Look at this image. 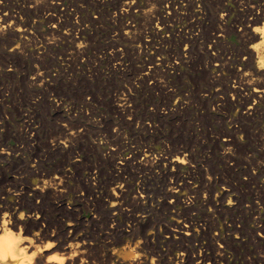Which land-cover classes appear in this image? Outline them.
Segmentation results:
<instances>
[{
    "label": "rangeland",
    "instance_id": "1",
    "mask_svg": "<svg viewBox=\"0 0 264 264\" xmlns=\"http://www.w3.org/2000/svg\"><path fill=\"white\" fill-rule=\"evenodd\" d=\"M93 1L0 0V213L24 212L25 235L89 234L94 264L217 243L229 245L221 264H257L264 93L253 95L260 58L244 31L264 24V0ZM188 222L191 236L177 229Z\"/></svg>",
    "mask_w": 264,
    "mask_h": 264
},
{
    "label": "bare ground",
    "instance_id": "2",
    "mask_svg": "<svg viewBox=\"0 0 264 264\" xmlns=\"http://www.w3.org/2000/svg\"><path fill=\"white\" fill-rule=\"evenodd\" d=\"M95 1V0H94ZM93 1V2H94ZM97 2H99L98 0H96ZM222 1V0H221ZM243 1V0H242ZM159 2V1H158ZM174 2V1H173ZM240 2V1H239ZM98 4V3H97ZM99 4H101V2L99 3ZM212 4V3H211ZM137 5V4H136ZM130 6V5H129ZM73 7V6H72ZM263 8V7H262ZM141 9V8H140ZM220 9V8H219ZM253 9V8H252ZM67 10V9H66ZM174 10V9H173ZM7 11V10H6ZM239 11V10H238ZM250 11H252V10H250ZM62 12V11H61ZM121 12V11H120ZM144 12V11H143ZM65 13V12H64ZM81 13V12H80ZM125 13H127V12H125ZM217 13V12H216ZM250 13V12H249ZM253 13V12H252ZM257 13V12H256ZM256 13H254V14H256ZM108 14V13H107ZM143 14V13H142ZM225 14V13H224ZM227 14V13H226ZM77 15V14H76ZM178 15V14H177ZM216 15V14H215ZM238 15V14H237ZM260 15H261V13H260ZM262 15H263V13H262ZM131 16H132V14H131ZM135 16V15H134ZM144 16V15H143ZM185 16V15H184ZM255 16V18L257 19H264V15L261 17V16H258V15H254ZM78 17V16H77ZM219 17H221V16H219ZM246 17V16H245ZM182 18V17H181ZM214 18H215V16H214ZM254 18V17H253ZM130 19V18H129ZM132 19V18H131ZM134 19V18H133ZM163 19V18H162ZM239 19V18H238ZM242 19V18H241ZM180 20V19H179ZM12 21V20H11ZM10 21V22H11ZM101 21V20H100ZM115 21V20H114ZM156 21V20H155ZM245 21V20H244ZM257 21V20H256ZM64 22V21H63ZM260 22V21H259ZM65 23V22H64ZM258 24H260V23H258ZM262 24V23H261ZM221 25V24H220ZM72 26V25H71ZM217 26H218V24H217ZM234 26V25H233ZM200 27V26H199ZM3 28H4V26H3ZM15 28V27H14ZM20 28V27H19ZM221 28V27H220ZM246 28V27H245ZM148 29V28H147ZM221 29H223V28H221ZM249 29V28H248ZM230 30V29H229ZM228 30V31H229ZM243 30V29H242ZM4 32V31H3ZM74 32V31H73ZM127 32V31H126ZM245 32V34H247L248 35V37L249 38H251V39H254V43H256L255 44V46H259L258 48L256 47V48H254V49H252L253 51H252V53H250V56L251 57H253L254 55H255V53H256V55H258V58H260V60L258 61L259 62V64H262L261 62L264 60V45H261L260 44V42H261V39H262V37L259 35V34H257L255 31H254V29L252 30V31H250V33H248V32H246V31H244ZM190 33V32H189ZM223 34V33H222ZM66 35V34H65ZM245 36V35H244ZM79 37V36H78ZM158 37V36H157ZM213 37V36H212ZM245 37H247V36H245ZM63 38V37H62ZM68 40H69V38H68ZM132 40V39H131ZM198 42V41H197ZM167 43V42H166ZM84 44V43H83ZM239 44V43H238ZM130 45V44H129ZM219 45V44H218ZM254 45V44H253ZM182 47V46H181ZM251 47V46H250ZM78 48V47H77ZM127 48V47H126ZM136 49V48H135ZM213 49V48H212ZM170 50V49H169ZM202 52V51H201ZM119 53V52H118ZM145 54V53H144ZM189 54V53H188ZM193 57V56H192ZM176 58V57H175ZM217 59V58H216ZM219 59V58H218ZM225 60V59H224ZM214 62V61H213ZM249 62V61H248ZM257 62V61H256ZM218 63V62H217ZM221 65H222V62L220 63ZM219 64V65H220ZM257 64V63H256ZM258 64V65H259ZM153 65V64H152ZM258 65H257V67H256V69L254 70V71H256V74H257V76L258 77H256L255 78V80H253L252 81V83L255 85V87H253L254 89L256 88V86H258V87H260L259 88V90H253L254 92H253V95H258L259 97L260 96H262V94L264 93V86L262 85L263 83H261V80H260V74L262 73V69H260V68H258ZM154 68V67H153ZM205 68V67H204ZM95 69V68H94ZM207 69V68H206ZM248 69V68H247ZM198 70V69H197ZM95 71V70H94ZM238 71V70H237ZM240 72V71H239ZM246 72V71H245ZM251 73V72H250ZM39 74V73H38ZM211 74V73H210ZM242 74V73H241ZM255 74V73H254ZM253 74V75H254ZM173 75V74H172ZM208 75V74H207ZM244 75V74H243ZM262 75V74H261ZM39 76V75H38ZM145 77V76H144ZM195 77V76H194ZM255 77V76H254ZM39 78V77H38ZM263 78H264V76H263ZM262 77H261V79H263ZM241 79H242V77H241ZM245 79V78H244ZM219 80V79H218ZM243 80V79H242ZM246 80V79H245ZM244 81V80H243ZM249 81V80H248ZM263 81H264V79H263ZM38 82V81H37ZM250 83H251V81H250ZM227 84V83H226ZM247 84V83H246ZM252 84V85H253ZM144 85V84H143ZM251 85V84H250ZM249 85V86H250ZM243 87V86H242ZM177 89V88H176ZM184 89V88H183ZM236 90V89H235ZM234 90V91H235ZM252 91V90H251ZM244 92V91H243ZM191 93V92H190ZM58 96V95H57ZM95 96V95H94ZM231 96V95H230ZM249 96V95H248ZM244 97V96H243ZM226 98V97H225ZM263 98V97H262ZM85 102V101H84ZM97 102V101H96ZM125 102V101H124ZM207 102V101H206ZM264 103V102H263ZM63 104V103H62ZM117 105V104H116ZM256 105V104H255ZM254 105V106H255ZM123 106H125V105H123ZM127 106V105H126ZM227 106V105H226ZM73 107V106H72ZM215 107V106H214ZM250 108L252 109V106H250ZM75 109V108H74ZM93 109V108H92ZM115 109V108H114ZM254 109V108H253ZM259 109V108H258ZM91 110V109H90ZM250 110V109H249ZM253 112V111H252ZM63 114V113H62ZM93 114V113H92ZM250 114V113H249ZM263 114V113H262ZM37 116V115H36ZM31 117V116H30ZM134 117V116H133ZM246 117V116H245ZM205 118V117H204ZM225 118V117H224ZM210 119V118H209ZM223 119V118H222ZM165 120V119H164ZM142 121V120H141ZM244 122V121H243ZM127 123V122H126ZM134 123V122H133ZM133 126V125H132ZM141 126V125H140ZM24 127V126H23ZM65 128V127H64ZM257 128V127H256ZM71 129V128H70ZM148 129V128H147ZM261 132V131H260ZM112 133V132H111ZM158 135V134H157ZM253 135V134H252ZM106 136V135H105ZM15 137V136H14ZM67 137V136H66ZM126 137V136H125ZM142 137V136H141ZM258 137V136H257ZM7 138V137H6ZM65 138V137H64ZM115 138V137H114ZM229 138V137H228ZM107 139V138H106ZM157 139V138H156ZM224 139V138H223ZM253 139V138H252ZM216 140V139H215ZM227 140H229V139H227ZM2 141V140H1ZM167 141V140H166ZM237 141V140H236ZM253 142V141H252ZM153 143V142H152ZM29 144V143H28ZM252 146V145H251ZM113 147V146H112ZM144 147V146H143ZM14 148V147H13ZM74 148V147H73ZM135 148V147H134ZM140 148V147H139ZM162 148V147H161ZM213 148V147H212ZM231 148V147H230ZM110 150V149H109ZM170 150V149H169ZM209 150V149H208ZM31 151V150H30ZM83 151V150H82ZM186 151V150H185ZM22 152V151H21ZM98 152V151H97ZM146 152V151H145ZM144 152V153H145ZM204 152V151H203ZM261 152V151H260ZM20 153V152H19ZM117 153V152H116ZM149 153V152H148ZM153 153V152H152ZM152 153H150V154H152ZM185 153V152H184ZM252 153V152H251ZM73 154V153H72ZM213 154V153H212ZM249 154V153H248ZM154 155V154H153ZM144 157L143 158H145V155H143ZM37 157V156H36ZM140 157V156H139ZM151 157H153V156H151ZM151 157H149L150 159H151ZM162 157H165L164 155L162 156ZM167 157V156H166ZM169 158V157H168ZM63 159V158H62ZM99 159V158H98ZM109 159V158H108ZM164 159V158H163ZM162 159V160H163ZM166 159V158H165ZM250 159V158H249ZM143 160V159H142ZM159 160V159H158ZM172 160V159H171ZM199 160V159H198ZM219 160V159H218ZM65 161V160H64ZM68 161V160H67ZM132 161V160H131ZM140 161H141V159H140ZM160 161V160H159ZM174 161L175 162H179V157H178V159L176 158V160L174 159ZM143 162V161H142ZM149 162H152V161H149ZM169 162H170V160H169ZM172 162H173V160H172ZM188 162V161H187ZM14 163H16V162H14ZM33 163V162H32ZM141 163V162H140ZM171 163V162H170ZM169 163V164H170ZM180 163V162H179ZM18 164V163H17ZM157 164V163H156ZM164 164V163H163ZM174 164V163H173ZM172 164V165H173ZM177 164V163H176ZM181 164V163H180ZM192 164V163H191ZM62 165V164H61ZM115 165H116V163H115ZM132 165V164H131ZM147 165H148V163H147ZM175 165V164H174ZM179 165V164H178ZM206 165V164H205ZM259 165V164H258ZM26 166V165H25ZM101 166V165H100ZM152 166H154V165H152ZM159 166V165H158ZM108 167V166H107ZM122 167H123V165H122ZM136 167V166H135ZM191 167V166H190ZM28 168V167H27ZM40 168V167H39ZM152 168V167H151ZM154 168V167H153ZM234 169V168H233ZM15 170V169H14ZM89 170V169H88ZM92 170V169H91ZM134 170V169H133ZM221 170V169H220ZM99 171V170H98ZM123 171V170H122ZM192 171V170H191ZM36 172V171H35ZM34 171L32 172V173H35ZM41 172V171H40ZM49 172V171H48ZM147 172V171H146ZM178 172V171H177ZM19 173V172H18ZM24 173V172H23ZM31 173V172H30ZM37 173V172H36ZM150 173V172H149ZM180 173V172H179ZM6 174V173H5ZM4 174V175H5ZM261 174V173H260ZM67 175V174H66ZM196 175V174H195ZM215 175V174H214ZM223 175V174H222ZM43 176V175H42ZM51 176V175H50ZM65 176V175H64ZM169 176V175H168ZM176 176V175H175ZM67 177V176H66ZM177 178V177H176ZM91 179V178H90ZM184 179V178H183ZM229 179V178H228ZM10 180V179H9ZM57 180V179H56ZM74 180V179H73ZM99 180V179H98ZM227 180V179H226ZM49 181V180H48ZM184 181H186V179H184ZM188 181V180H187ZM190 181V180H189ZM228 181V180H227ZM63 182V181H62ZM61 182V183H62ZM105 182V181H104ZM242 182V181H241ZM249 182V181H248ZM257 182V181H256ZM58 183V182H57ZM111 183V182H110ZM140 183V182H139ZM176 183V182H175ZM253 183V182H252ZM64 183H62L61 185H63ZM106 184V183H105ZM129 184V183H128ZM127 184V185H128ZM177 184V183H176ZM176 184H174V186L176 185ZM228 184V183H227ZM158 185V184H157ZM178 185V184H177ZM229 185V184H228ZM95 187V186H94ZM123 187V186H122ZM125 187V186H124ZM123 187V188H124ZM128 187V186H127ZM187 187V182H182V183H180L179 184V186H178V188L176 189V191H180V190H184L185 188ZM189 187V186H188ZM236 187V186H235ZM112 188V187H111ZM139 188V187H138ZM204 188V187H203ZM261 188V187H260ZM20 189V188H19ZM60 189H65V188H60ZM125 189V188H124ZM173 189V188H172ZM171 189V190H172ZM22 190V189H21ZM87 190H89L88 188H87ZM114 191H115V189H113ZM126 190V189H125ZM248 190H250V189H248ZM261 190V189H260ZM61 191V190H60ZM64 191V190H63ZM110 191V190H109ZM121 191V190H120ZM135 191V190H134ZM153 191V190H152ZM174 191V190H173ZM195 191V190H194ZM40 192V191H39ZM78 192V191H77ZM108 192V191H107ZM118 193H112L111 194V197L110 196H108L107 194V196L108 197H110V198H113V200L115 201V203H119L120 201H121V198H123V197H121V194L122 193H120L119 191H117ZM158 192V191H157ZM196 192V191H195ZM254 192V191H253ZM7 193V192H6ZM41 193H42V191H41ZM53 193V192H52ZM56 193V192H55ZM109 193V192H108ZM126 193V192H125ZM159 193V192H158ZM177 193V192H176ZM197 193V192H196ZM195 193V194H196ZM92 194V193H91ZM174 195H175V193H173ZM200 194V193H199ZM206 194V193H205ZM36 195V194H35ZM57 195V194H56ZM63 195V194H62ZM124 195V194H123ZM122 195V196H123ZM132 195V194H131ZM247 195V194H246ZM133 196V195H132ZM139 196V195H138ZM137 196V197H138ZM184 196V195H183ZM241 196V195H240ZM11 197V196H10ZM131 197V196H130ZM143 197V196H142ZM126 198V197H125ZM251 198V197H250ZM39 199V198H38ZM86 199V198H85ZM99 199V198H98ZM3 200V199H2ZM123 200L124 199H122V202H123ZM134 200V199H133ZM208 200V199H207ZM213 200V199H212ZM236 200V199H235ZM4 201V200H3ZM22 201V200H21ZM29 201V200H28ZM107 201V200H106ZM2 202V201H1ZM0 202V203H1ZM35 202V201H34ZM75 202V201H74ZM88 202H89V200H88ZM100 202V201H99ZM109 202H111V201H109ZM127 202V201H126ZM208 202V201H207ZM224 202V201H223ZM248 202V201H247ZM6 203V202H5ZM45 203V202H44ZM95 203V202H94ZM156 203V202H155ZM188 203V202H187ZM9 204V203H8ZM8 204H6V205H4V206H1V210H7V208L10 206V204L8 205ZM19 204V203H18ZM28 204V203H27ZM34 204V203H33ZM90 203H88V205H89ZM123 204V203H122ZM1 205V204H0ZM38 205V204H37ZM47 205V204H46ZM49 205V204H48ZM105 205V204H104ZM124 205V204H123ZM130 205V204H129ZM150 205V204H149ZM264 205V204H263ZM16 206V205H15ZM106 206V205H105ZM193 206V205H192ZM214 206V205H213ZM39 207V206H38ZM47 207V206H46ZM52 207V206H51ZM80 207V206H79ZM93 207V206H92ZM215 207V206H214ZM11 208V207H10ZM13 208V207H12ZM18 208V207H17ZM42 208V207H41ZM45 208V207H44ZM97 208V207H96ZM99 208V207H98ZM104 208V207H103ZM118 208V207H117ZM120 208V207H119ZM122 208V207H121ZM120 208V209H121ZM124 208V207H123ZM223 208V207H222ZM255 208V207H254ZM68 209V208H67ZM102 209V208H101ZM124 209H126V208H124ZM130 209V208H129ZM217 209V208H216ZM33 210V209H32ZM47 210H49V209H47ZM63 210V209H62ZM98 211H99V209H97ZM96 210V211H97ZM111 210H113V209H111ZM138 210V209H137ZM155 210V209H154ZM185 210V209H184ZM12 211V210H11ZM34 211H35V209H34ZM97 211V212H98ZM104 211V210H103ZM122 211V210H121ZM126 211V210H125ZM2 212V211H1ZM5 212V211H4ZM49 212H52V211H49ZM114 212H115V209H114ZM124 212V211H123ZM129 212V211H128ZM132 212V211H131ZM186 212V211H185ZM255 212V211H254ZM7 213H8V211H7ZM35 213V212H34ZM34 213H32V214H34ZM37 213V212H36ZM106 213V212H105ZM126 213V212H125ZM183 213V212H182ZM261 213V212H260ZM10 214V213H9ZM30 214V213H29ZM39 214V213H38ZM71 214V213H70ZM97 214H102V213H97ZM128 213H126V215H127ZM162 214V213H161ZM15 215V214H14ZM47 215V214H46ZM67 215H68V213H67ZM72 215V214H71ZM70 215V216H71ZM131 215V214H130ZM230 215V214H229ZM43 216H45V215H43ZM49 216V215H48ZM95 216V215H94ZM98 216V215H97ZM110 216V215H109ZM113 215H111V217H112ZM134 216V215H133ZM191 216V215H190ZM257 216V215H256ZM35 217H37V216H35ZM65 217V216H64ZM77 217V216H76ZM75 217V218H76ZM100 217V216H99ZM116 217H117V215H116ZM130 217V216H129ZM221 217V216H220ZM235 217V216H234ZM260 217V216H259ZM34 218V217H33ZM47 218V217H46ZM179 218H181V217H179ZM207 218V217H206ZM35 219V218H34ZM44 219H45V217H44ZM93 219V218H92ZM102 219H103V217H102ZM101 219V220H102ZM112 219V218H111ZM115 219V218H114ZM185 219V218H184ZM183 219V220H184ZM190 219V218H189ZM226 219V218H225ZM35 220H37V219H35ZM48 220V219H47ZM57 220V219H56ZM94 220V219H93ZM95 220H98V219H95ZM118 220V219H117ZM187 220V219H186ZM199 220V219H198ZM76 221V220H75ZM90 221H91V219H90ZM99 221V220H98ZM105 221V220H104ZM104 221H102V223L104 222ZM19 221H16V223H18ZM42 222V221H41ZM43 222H45V220L43 221ZM61 222H64V221H61ZM79 222H82V221H79ZM95 222V221H94ZM117 222V221H116ZM115 222V223H116ZM119 222V221H118ZM129 222V221H128ZM154 222V221H153ZM191 222V221H190ZM232 222V221H231ZM28 223V222H27ZM27 223H26V225H27ZM60 223V222H59ZM58 223V224H59ZM90 223V222H89ZM112 223V222H111ZM135 223V222H134ZM172 223V222H171ZM181 223V222H180ZM200 223V222H199ZM256 223H258V221H256ZM259 223H261V222H259ZM25 224V223H24ZM34 224H39V226H40V223H39V221H35V223ZM44 224V223H43ZM131 224V223H130ZM149 224V223H148ZM207 224V223H206ZM263 224V223H262ZM104 225V224H103ZM107 225V224H106ZM138 225H139V223H138ZM195 225V224H194ZM194 225H192V224H190L189 222L188 223H185V224H183V225H180L179 223H178V225H177V229H179L180 231H181V233L182 234H184V235H186V236H188V235H190L191 236V232L193 231V229H192V231H191V226H194ZM27 226H29V225H27ZM31 226V225H30ZM38 226V225H37ZM38 226V227H39ZM42 226V225H41ZM51 226V225H50ZM61 226V225H60ZM101 226V225H100ZM114 226H115V224H114ZM127 226V225H126ZM137 226V225H136ZM136 226L134 227V226H132V227H134V228H136ZM172 226V225H171ZM196 226V225H195ZM225 226V225H224ZM26 227V226H25ZM35 227V226H34ZM45 227V226H44ZM77 227V226H76ZM102 227V226H101ZM100 227V228H101ZM105 227V226H104ZM118 227V226H117ZM124 227V226H123ZM122 227V228H123ZM129 227V226H128ZM140 227V226H139ZM138 227V228H139ZM259 229L261 230V232H263V234H264V225H260L259 224ZM32 229H33V226L31 227ZM48 228V226L46 227V229L45 228H43V226L42 227H40V228H38L39 229V231L38 232H44V234H45V236L44 237H46V238H48L49 237V235H51V236H53V238L54 239H56V242H57V245H58V247L59 248H62L63 247V245H65V247H67L68 246V243L66 242V244L65 243H62V242H60L62 239H64V238H62L61 239V235H58V234H56V232L55 233H53L52 231L51 232H49L50 230H48L47 229ZM73 228H74V226H73ZM90 227H88V229H89ZM114 228V227H113ZM131 228V227H130ZM169 228V227H168ZM175 228V227H174ZM173 228V229H174ZM193 228V227H192ZM202 228V227H201ZM54 229V228H53ZM61 229V228H60ZM98 229V228H97ZM204 229V228H203ZM239 229V228H238ZM35 230H37V229H35ZM52 230V229H51ZM54 230H56V229H54ZM91 230V229H90ZM90 230H89V232H90ZM112 230V229H111ZM115 230V229H114ZM113 230V231H114ZM129 230V229H128ZM131 230V229H130ZM132 230H133V228H132ZM170 230V229H169ZM26 231V230H25ZM59 231V230H58ZM57 231V232H58ZM104 231V230H103ZM206 231H207V229H206ZM27 232H28V230H27ZM29 232H30V230H29ZM32 232V231H31ZM60 232V231H59ZM107 232V231H106ZM105 232V233H106ZM112 232V231H111ZM118 232V231H117ZM132 232V231H131ZM26 233V232H25ZM36 233V232H35ZM64 233V232H63ZM66 233V232H65ZM91 233V232H90ZM134 233V232H133ZM178 233V232H177ZM194 233V232H193ZM204 233H206V232H204ZM208 233V232H207ZM207 233H206V235H207ZM242 233V232H241ZM33 234V233H32ZM37 234V233H36ZM62 234V233H61ZM74 234V233H73ZM71 235L70 234V237H73L74 239H78V240H80V241H82V243H83V250H82V255L85 257V259H86V264H94V261H96V259L93 261L92 260V258L95 256V254L93 253V254H91V250H92V248H93V245H94V242L91 240V238L84 232V233H75L74 235ZM97 234V233H96ZM115 234H116V232H115ZM120 234V233H119ZM121 234H123V232L121 233ZM170 234V233H169ZM173 234V233H172ZM216 234V233H215ZM261 234V233H260ZM31 235V234H30ZM34 235V234H33ZM42 235V234H41ZM66 235V234H65ZM100 235V234H99ZM104 235V234H103ZM109 235V234H108ZM113 235V234H112ZM112 235H110L111 237H112ZM126 235V234H125ZM204 235V234H203ZM205 235V236H206ZM34 236H36V235H34ZM98 236V235H97ZM105 236V235H104ZM109 236V237H110ZM135 236V235H134ZM166 236V235H165ZM175 236V235H174ZM178 236V235H177ZM189 236V237H190ZM194 236V235H193ZM193 236L191 237V238H193ZM204 236V237H205ZM211 236V235H210ZM250 236V235H249ZM113 237H114V235H113ZM117 237H118V235H117ZM203 237V238H204ZM207 237H209V236H207ZM213 237V236H212ZM218 237H219V235H218ZM264 237V236H263ZM65 238H66V236H65ZM93 238H94V236H93ZM70 239V238H69ZM72 239V238H71ZM97 239V238H96ZM95 239V240H96ZM110 239V238H109ZM108 239V240H109ZM166 239V238H165ZM171 239V238H170ZM187 239V238H186ZM215 239V238H214ZM218 239V238H217ZM107 240V239H106ZM107 240V241H108ZM115 240V239H114ZM201 239H199V241H200ZM203 240V239H202ZM205 240V239H204ZM207 240V239H206ZM209 240V239H208ZM216 240V239H215ZM223 240V239H222ZM233 240V239H232ZM64 241V240H63ZM157 241V240H156ZM170 241V240H169ZM177 241V240H176ZM181 241V240H180ZM196 241V240H195ZM221 241V240H220ZM102 242V241H101ZM201 242V241H200ZM205 242V241H204ZM215 242V241H214ZM226 242V241H225ZM227 242H229V241H227ZM111 243V242H110ZM171 243V242H170ZM197 243H198V241H197ZM220 243V242H219ZM259 243V242H258ZM194 244V243H193ZM227 244V243H226ZM226 244H224V245H226ZM229 244H231V243H229ZM111 245V244H110ZM109 245V246H110ZM224 245H223V243L221 244H218L217 243V245H210V244H208V245H204L206 248L205 249H202V248H200V249H198L197 251H196V249H195V252L192 254V255H190L188 252H180L181 253V255L179 254H173L172 253V251H171V249L170 248H167V249H163L162 247H160V248H162V249H158V250H156V248H155V252L154 253H152V251H151V255H152V257L153 256H155L156 258H157V260H156V264H188L187 262H189V264L190 263H192V264H221V263H223V261H224V254H225V247H224ZM97 246H99V245H97ZM105 246V245H104ZM173 246V245H172ZM196 246H198V245H196ZM227 246V245H226ZM229 246V245H228ZM228 246L226 247V248H228ZM164 247V246H163ZM177 247V246H176ZM182 247V246H181ZM181 247H179V248H181ZM188 247V246H187ZM150 248V247H149ZM158 248V247H157ZM165 248V247H164ZM178 248V249H179ZM185 248V247H184ZM189 248V247H188ZM232 249H234V248H232ZM238 249V248H237ZM114 250V249H113ZM182 250V249H181ZM189 250V249H188ZM95 251H97V249H95ZM111 251V250H110ZM109 251V252H110ZM98 252V251H97ZM97 252H95L96 254H97ZM101 252V251H100ZM149 252V251H148ZM111 253V252H110ZM150 253V252H149ZM237 253H239V252H237ZM107 254V253H106ZM148 254V253H147ZM154 254V255H153ZM100 255V254H99ZM110 254H108V256H109ZM237 255V254H236ZM248 255V254H247ZM262 255V254H261ZM93 256V257H92ZM98 256V255H97ZM96 256V257H97ZM104 256V255H103ZM99 257H101V256H99ZM99 257H97V258H99ZM257 257H259V256H257ZM109 258V257H108ZM149 258H151V256L149 257ZM226 258V257H225ZM261 258V257H260ZM94 259V258H93ZM105 259H106V257H105ZM104 259V260H105ZM257 259V258H256ZM151 260V259H150ZM255 260V259H254ZM99 261V260H98ZM107 261V260H106ZM109 261V260H108ZM107 261V262H108ZM251 261V260H250ZM106 262V263H107ZM110 262H111V260H110ZM109 262V263H110ZM259 262V261H258ZM258 262H257V264H258ZM98 264H101V263H99V262H97ZM103 263V262H102ZM104 263H105V261H104ZM105 263V264H106ZM144 263V262H143ZM254 263V262H253ZM260 264H264V258H262V259H260V262H259ZM76 264H79V260H77L76 261ZM111 264V263H110ZM117 264H129V263H126V262H124L123 260L121 261V262H118ZM144 264H146V263H144ZM147 264H149V263H147Z\"/></svg>",
    "mask_w": 264,
    "mask_h": 264
},
{
    "label": "clouds",
    "instance_id": "3",
    "mask_svg": "<svg viewBox=\"0 0 264 264\" xmlns=\"http://www.w3.org/2000/svg\"><path fill=\"white\" fill-rule=\"evenodd\" d=\"M254 31L262 37L260 44L264 45V24L256 26ZM258 68L264 69V63L259 64ZM259 88L256 86L254 90ZM48 188L47 180L43 182V187L37 185V190L42 192H47ZM25 216L21 212L20 219L14 220L7 212L0 213V264H76L77 260L79 264H86L82 255V241L71 239L67 247L63 245L59 248L56 239L51 235L48 238L43 235L33 236L32 233L25 235L24 223L21 222ZM16 221L21 223L17 224ZM132 259L139 260L140 253L137 252ZM156 260L155 256L151 257L150 264H156Z\"/></svg>",
    "mask_w": 264,
    "mask_h": 264
}]
</instances>
